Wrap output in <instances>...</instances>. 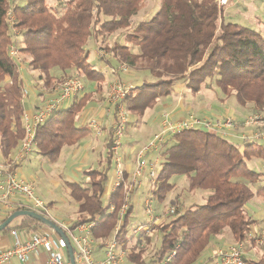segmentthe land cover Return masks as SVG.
Wrapping results in <instances>:
<instances>
[{"label": "trees", "instance_id": "16d2710c", "mask_svg": "<svg viewBox=\"0 0 264 264\" xmlns=\"http://www.w3.org/2000/svg\"><path fill=\"white\" fill-rule=\"evenodd\" d=\"M65 1L67 8L59 15L47 0H0V147L4 161L25 137L23 90L27 84L9 54L14 42L9 33L11 8L23 36L22 52L29 57L31 69L39 73L40 84L34 85L39 95L53 93L73 70L98 86L97 91L85 92L70 107L54 113L37 130L36 153L44 162L53 164L89 133L79 126V118L106 83L104 73L94 69L90 61V42H100L118 30H129L145 2ZM105 50L120 64H128L135 71H148L155 79H145L142 90L127 96L125 104L132 118L143 117L147 110L159 105L162 97L172 98L181 89L198 95L212 86L225 99L234 98L241 107L251 105L254 112L264 108V25L262 30L253 31L232 23L225 17L219 0H161L159 11L149 21L138 23L126 35L125 44L117 43ZM110 147L111 139L106 145L104 165L100 162L102 169L84 171L88 185L67 182L70 196L78 205L73 227L95 223L91 235L97 240L111 239L119 227L117 237L130 250L128 264H199L213 239L227 230L236 244L251 242L250 233L257 221L249 215L247 206L256 197L264 199V186L254 188L255 184L264 183V170L251 167L250 162L264 161L263 144L222 139L204 131H189L171 139L162 155L155 200L165 204L175 188L174 181L181 177L188 179L191 191L202 190L207 198L204 204L185 208L184 213L169 216L149 233L138 235L133 234L132 228L146 225L147 220L132 226L133 206L120 218L126 199L124 184L105 204L110 193ZM111 207L114 211L109 214ZM20 211L34 210L17 208L0 220V225ZM40 226L43 224L37 220L21 216L1 233ZM155 231L160 238L159 247L153 258H147ZM245 262L264 264V252L258 259Z\"/></svg>", "mask_w": 264, "mask_h": 264}, {"label": "built area", "instance_id": "2783aa9c", "mask_svg": "<svg viewBox=\"0 0 264 264\" xmlns=\"http://www.w3.org/2000/svg\"><path fill=\"white\" fill-rule=\"evenodd\" d=\"M229 2L230 0H219V6L225 7L229 5ZM13 9L12 7L8 13L9 33L14 39H18L19 35L22 34H20L19 27H17ZM9 54L16 67L23 72L24 64L18 44L12 43L10 45ZM141 88H143V85H135L132 82L125 83L116 79L104 100L108 115L113 118L109 138V141L112 140V147H110L112 153L111 174L108 181L110 193L105 199V204H109L110 196L124 184L126 199L120 211L122 220L134 205L137 190H140L144 184L147 187L144 212L148 222L146 225L133 227L132 232L134 235L142 232L149 233L151 229H155L162 223L163 218L157 212L154 194L159 186L158 172L162 160L160 151L171 139L189 131H204L214 133L222 139H242L247 144L258 142L264 145V109L243 116L242 119L233 114L212 118L198 116L195 113L190 114L188 117L174 119L170 112H165L160 121L158 132L147 143L139 147L135 153L134 163H130V158L123 152L125 132L131 120L125 100L132 91ZM84 89V83L79 76L67 77L54 92L56 94H53L54 97L47 99L36 111L26 113L24 139L12 156L5 161H0V214L4 212L7 215L17 208L28 207L43 216H50L49 210L36 196L33 183L22 175L21 165L30 155L38 151L36 134L40 125L46 122L54 113L64 110V108L67 109L77 97L83 94ZM28 96L29 91L25 87L23 99L26 100ZM88 127L96 133L97 137L103 136L104 130L98 121H90ZM239 128H243L242 133H239L241 130ZM244 129H248V132ZM113 211L114 207H111L109 214ZM184 211L185 209L180 204L173 205L169 207L165 217L181 214ZM52 221L63 230L67 239L62 238L55 229L45 225L32 230L26 240H22L18 230H13L11 234L14 243L6 250L0 251V264H9L14 259L18 260L20 264H27L29 256L32 253L39 252L48 255L45 264H68L65 259L68 255V242L73 247L75 260L80 264L127 263L130 250L127 244L120 242L117 237L119 227L111 239L97 240L91 235L95 223H83V225L79 224L71 228L66 223ZM257 242L263 244L264 240H257ZM97 248L104 252V258L101 260H96L93 256L94 250ZM245 250L246 246L243 243L220 247L217 250L215 264H245L247 257ZM256 253L257 251L253 250V254ZM171 257L172 255L167 258V262L171 260Z\"/></svg>", "mask_w": 264, "mask_h": 264}, {"label": "rangeland", "instance_id": "374dc122", "mask_svg": "<svg viewBox=\"0 0 264 264\" xmlns=\"http://www.w3.org/2000/svg\"><path fill=\"white\" fill-rule=\"evenodd\" d=\"M17 1L20 2L21 0H17ZM47 3L59 15L64 14L67 8V3L65 0H47ZM160 7H161V0H145L140 12L132 19V28L136 27V25L140 22L149 21L151 18H153V16L159 11ZM222 8H224L225 17H227V19L230 20L232 23L242 24L248 28L253 29V31L263 29L264 0H230L229 5ZM130 30L131 28L129 30H124V29L118 30L116 33L103 39L100 42L99 41L90 42L91 45L89 49L90 61L92 62L94 69L102 70V72L106 76V83L103 86L104 88L101 91L97 92L93 98L94 99L93 102L96 101L97 99L102 98L103 107L105 106L104 100L106 99L108 92H110V87L116 79L117 80L119 79L121 82H125V83L132 82L135 85H140L139 84L140 82L143 85V81L145 79H149L151 81L155 80L154 78L151 77L148 71L137 70L134 71L135 75L130 74L131 77L134 78L137 77L139 83H137V80H135L136 83H134L131 77H129L130 75H127V73L125 72L126 70L121 69V67H118L119 65L117 66L116 64L117 60L114 58L113 54L106 52L105 47L107 46L112 47L117 43L123 44L124 36L127 35ZM16 39L17 38L15 39L13 38L14 41L13 43L18 44V47L21 50V57L24 64L22 68L23 69L22 75L25 78L27 84L26 88L30 92V88L35 89L34 85L40 84V82H38L39 73L36 72V70L33 71L31 69V67L28 65L29 57H27L22 52V49L24 47L22 43L23 36L19 35L17 39L18 42L16 41ZM132 49H133L132 51L135 52L138 51L137 48H132ZM100 61H104L107 64H110L108 65L110 67L105 69L106 71L100 69V66L98 64ZM124 65H126V67H129L128 64H123L122 67H124ZM71 76H79L82 79L85 89L81 96H83L85 92L97 91L98 89L97 84L88 81L86 77L80 72L73 70L71 71ZM5 82L6 83L10 82V78L7 77L5 79ZM58 86L54 89L53 93H47L48 94L47 99L50 97H54V95H56L54 94V92L56 91ZM40 97L42 96L40 95ZM178 97L179 95L175 94V96L174 97L172 96V98L168 97L164 100L162 99L159 105L155 109L147 110V112L141 118L138 119H136L135 117L132 118V116L130 115L131 120L127 126L124 137V144H123V152L124 154H127L128 157L130 158L129 159L130 163L134 161V156L138 148L141 145H143L151 137L153 133L156 134L158 132V131L156 132L157 119H159L158 109H160V107L161 108L164 107L166 103L174 105ZM27 100L28 97L26 100H24V102ZM235 101L236 100L234 98L225 99L221 91L219 89H216V87L214 86H212L211 88H204L202 92L199 93L198 95H192L191 93L188 92L186 94L185 91L183 94V106L191 109L193 113H195L196 115L205 113L207 111H211L212 109H214L215 106L230 107L231 109H233V112H235L233 115L237 116L238 118H240L239 116L242 115L246 116L258 112V111L254 112V107H252L251 105H248L247 107H241ZM92 120L96 121L97 119L93 118L91 119V121ZM239 129L242 130L243 128H239ZM244 130L248 132V129H244ZM242 131H240L239 133H242ZM94 134L95 137H97L96 133ZM105 134L106 133L103 134L102 139L104 138ZM236 140L239 142L241 141L243 142L242 139H236ZM107 143L108 140L104 142V145L102 144V148L96 147L95 149L93 148L88 150L89 160L87 163L79 161L77 154H75L74 156L73 151L77 147L66 150L64 154H62L61 158L56 163L53 164L44 162L37 155L36 152L33 153V155L29 156L22 163L21 170L23 175L25 176V178H27V180L33 183L36 196L44 203L46 208L49 210L50 216L48 215V217L50 218L46 216L44 217L50 220L52 219L58 223H66L68 226L73 227L74 223L76 222V218L78 216V205L70 196V190L67 187V182H77L82 186L88 185L89 178L84 175V171L89 169H102V165L100 162H103V165L105 163ZM165 150H166V146H164L160 151V158L162 159L161 164L163 161L162 155ZM0 151H1V147H0ZM27 160H29V162L34 163V167L32 166L29 167V164L28 163L26 164ZM259 163L263 165H259ZM250 166L253 168L255 167V169L257 170L259 169L264 170V161L259 162L258 160H254L250 162ZM158 176H159V172H158ZM260 185L263 184L257 183L255 184L254 188H257ZM174 186L175 188L172 192L168 194L167 201L165 204H160L158 203V201H156L155 206L158 214L161 216V218H163L162 222L167 219L165 217V214L169 209V207L179 204L182 206L183 209L188 207H198L204 204L205 198H207V193L202 190L196 192L191 191L189 189V181L186 177H181L176 179L174 181ZM146 188L147 187L144 184L142 188L140 190H137L135 194V202L133 205L134 212L132 214L133 216L131 219L132 226L136 224L138 225L143 221H145L146 219L144 212V201L146 200V196H144V193L146 191ZM253 228H255V230H257L259 233L262 234V231L264 232V221L259 224H256ZM230 235L231 234L229 230H227L223 232V234H221L219 237L213 239V242L220 241L223 239L225 241H228L229 243H235V240ZM152 237H153V243L147 249V254H146L147 258H153V255L157 250V248L159 247V243H160L159 241L160 238L157 231L153 233ZM254 239L257 244L254 246V248L258 250L256 253L257 256L254 259H258L262 254V252H264V249L259 250L258 248L264 246V243L260 244L257 242V240L258 241L261 239L264 240V236L262 238L254 237ZM243 244H245L246 246L245 252H247L248 247H250L255 243L251 242L250 245L247 243H243ZM211 246L209 248H212ZM221 247H225V246H221ZM246 255H249V252H247Z\"/></svg>", "mask_w": 264, "mask_h": 264}, {"label": "crops", "instance_id": "0c3cea01", "mask_svg": "<svg viewBox=\"0 0 264 264\" xmlns=\"http://www.w3.org/2000/svg\"><path fill=\"white\" fill-rule=\"evenodd\" d=\"M133 29H134V27L133 28L131 27V30L129 32H132ZM125 37H126V35L124 36V43L123 44H125ZM98 64L100 66V69H103L104 71H106L105 69L110 67V66H108L110 64H107L104 61H100ZM116 64H117V66L119 65L118 67H121V69H125L126 70L125 72L127 73V75H130V74L135 75V72H134L135 69H132V67L131 68L130 67L124 68V67H122L123 64H120L118 61ZM131 75L129 77H131ZM131 79L134 81V83H136L135 80H137V77H135V78L131 77ZM137 83H139L138 80H137ZM139 84L142 85L141 82ZM143 87H144V85H143ZM142 89L143 88H141V90ZM183 94H184V91H183V89H181L177 94V95H179V97H178L176 103H174V105L166 103V105L164 107H162V108L160 107V109H158V118L159 119H157V130H156V132L159 130L160 121H161L165 112H170L172 114V116L174 117V119L188 117L190 114L193 113V111L191 109L183 106ZM47 97H48V94L45 97L44 96L40 97V95H38V92L35 89L30 88L28 100L26 101V104H25L26 105V109H25L26 113H31V112H34L37 109H39L45 103V101L47 100ZM168 97L171 98V96H168ZM168 97H162L161 99L164 100ZM40 102H41V104H40ZM234 113L235 112H233V109H231L230 107H220V106L216 107L215 106L214 109H212L211 111H207L205 113H201V114H197V115L198 116H206L207 115V116L212 117V118H217V117H225L226 115H230V114H234ZM93 118L97 119L96 121L99 122V124L102 126V128L104 130V133H106L103 139H102L103 136L100 138L95 137L94 132H92V130L88 127L89 122ZM112 120H113V118H111V116L108 115V112H107V109H105V106L103 107L102 98L97 99L96 101L90 103L85 108L84 112L81 114V117L79 118L78 124L82 129L89 130V133L86 135V137L81 142H79V145L75 146L77 148L73 151L74 156H75V154H77L79 161L87 163L89 160L88 150L93 149V148L95 149L96 147L102 148V144L104 145V142L109 140V137H110L109 134H110L111 127L113 124ZM240 131H242V130H240ZM153 134L145 143H147L153 137ZM0 161L1 162L4 161L2 154H1V151H0ZM134 161H135V156H134ZM134 161H133V163H134ZM27 163L29 164V167L30 166L34 167V163L29 162V160H27L26 164ZM259 165H263V164L259 163ZM21 173H22V170H21ZM22 175H23V173H22ZM24 178H25V176H24ZM262 184L264 185V183H262ZM247 208H248L247 210H249L248 211L249 215L257 221V224L264 221V199H261V197L260 198L256 197L247 206ZM5 216L6 215L4 212L1 213L0 214V220H2ZM71 228H73V227H71ZM34 229H36V228L32 227V228H23V229H16V230L19 231L22 240H26L28 238V235ZM250 234H251L250 235L251 236V242H253L255 244L248 247L247 252H249V255H247L248 257H246V258L247 259H254L257 255L253 254L252 249L258 251L257 249L254 248V246L257 245L254 237L255 238L261 237L262 238L264 236V232L262 231V234H261L257 230H255V228H253ZM251 242H249L247 244L250 245ZM13 243H14V238H13L11 233H9V234H2L1 233L0 234V251L6 250ZM232 244H234V243H229L228 241H225L223 239L220 241L213 242L212 246H211L212 248H209L207 250V252L205 253L204 259L199 264H214L217 261L216 260V254H218L217 250L221 246H226V245L229 246ZM258 249L263 250L264 246L259 247ZM93 256L96 260H101L104 258V252L100 248H97L94 250ZM65 259H66V262L68 264H70L69 254L66 256ZM47 260H48V255L46 253H43V252L32 253L29 256V262L27 264H45L47 262ZM9 264H20V263L18 260L14 259L13 262H11ZM76 264H80V263L78 261H76ZM126 264H128V263H126Z\"/></svg>", "mask_w": 264, "mask_h": 264}, {"label": "water", "instance_id": "95a60500", "mask_svg": "<svg viewBox=\"0 0 264 264\" xmlns=\"http://www.w3.org/2000/svg\"><path fill=\"white\" fill-rule=\"evenodd\" d=\"M21 216H28L32 219H35L38 222L42 223L43 225L55 229L62 238L67 239L63 230L59 226H57L56 223L34 211H20L13 213L4 223L0 225V233L3 232L6 229V227L9 226L16 218ZM68 245H69L68 254H69L70 264H76L73 247L71 244H69V242Z\"/></svg>", "mask_w": 264, "mask_h": 264}, {"label": "bare ground", "instance_id": "6f19581e", "mask_svg": "<svg viewBox=\"0 0 264 264\" xmlns=\"http://www.w3.org/2000/svg\"><path fill=\"white\" fill-rule=\"evenodd\" d=\"M58 226V225H57Z\"/></svg>", "mask_w": 264, "mask_h": 264}]
</instances>
